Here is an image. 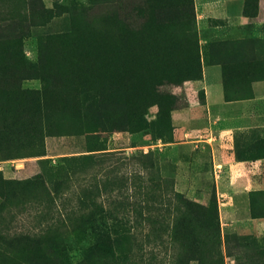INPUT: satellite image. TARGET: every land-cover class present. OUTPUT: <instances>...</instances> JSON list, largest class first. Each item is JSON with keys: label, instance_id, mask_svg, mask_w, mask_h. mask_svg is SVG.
Returning <instances> with one entry per match:
<instances>
[{"label": "rangeland", "instance_id": "obj_1", "mask_svg": "<svg viewBox=\"0 0 264 264\" xmlns=\"http://www.w3.org/2000/svg\"><path fill=\"white\" fill-rule=\"evenodd\" d=\"M240 6L227 44L195 0H0V264H264V0Z\"/></svg>", "mask_w": 264, "mask_h": 264}, {"label": "crops", "instance_id": "obj_2", "mask_svg": "<svg viewBox=\"0 0 264 264\" xmlns=\"http://www.w3.org/2000/svg\"><path fill=\"white\" fill-rule=\"evenodd\" d=\"M241 1L242 0H195L197 8H199V11H201L202 18L207 17L210 19H217L218 21H220L218 23H221L222 21L225 22L224 25H217L215 29L216 37L215 39H210L211 43H213L215 40L217 43L225 41V43L229 44L230 42H236L241 40L239 38H242L241 34L244 32L242 30L244 28L231 27L229 25L230 23H232L233 20L238 19L240 17H243V19H245V17L242 15V7L240 6ZM235 2L238 3L239 7H237V12L233 13V9L231 7ZM256 23L261 25L264 23V20L256 21ZM248 33L249 35H251V37L248 39L250 41V44H255L257 41H260L261 38H264V30H261L258 27H253L249 29ZM203 72L206 86L208 87L209 85L211 89V98L220 99V97H222L223 92V69L221 63L214 62L207 66L204 65ZM259 82L260 88L259 90L255 89V98L264 97V80H260ZM232 101L234 100H231L230 102ZM253 114L254 113L249 112L248 110H243L237 116H234V118L242 119V121H237L240 122L239 127H242L248 122L249 119L252 118ZM262 114L264 113L258 112L257 118ZM216 117L218 118V120H214L213 123H210L212 128L219 127L222 132H228L230 130L236 129V126L231 125V122H228L225 117H222L220 115H216ZM231 118L233 117H230V119ZM262 155L264 154H260L259 157L261 158Z\"/></svg>", "mask_w": 264, "mask_h": 264}, {"label": "trees", "instance_id": "obj_3", "mask_svg": "<svg viewBox=\"0 0 264 264\" xmlns=\"http://www.w3.org/2000/svg\"><path fill=\"white\" fill-rule=\"evenodd\" d=\"M95 246L100 248V249H103V250H105L111 254H114V252H115L106 236L102 237L99 241H97L95 243ZM63 263L64 264H71V263H67L66 261H64Z\"/></svg>", "mask_w": 264, "mask_h": 264}]
</instances>
